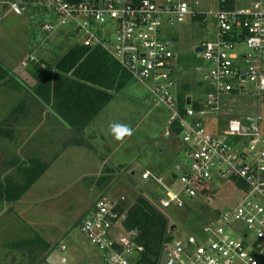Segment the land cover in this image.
I'll list each match as a JSON object with an SVG mask.
<instances>
[{
    "label": "built area",
    "instance_id": "obj_1",
    "mask_svg": "<svg viewBox=\"0 0 264 264\" xmlns=\"http://www.w3.org/2000/svg\"><path fill=\"white\" fill-rule=\"evenodd\" d=\"M32 2L0 0V21L10 14L22 16L26 3ZM198 4V0H44L39 5L47 18L42 24L46 33L78 36L86 47L105 50L170 111L166 137L181 138L186 163L177 165L172 176L150 170L142 175V180L153 179L165 191L159 202L162 210L210 198L202 191L214 190L218 179L238 193L186 241L166 240L158 264H264L263 117H223L220 133L207 128V118L221 117L223 96L246 92V86L264 96V0L207 13L216 19V34L197 47L201 52L196 49L210 65L206 98L185 95L181 104L174 76L175 45L166 39L164 29L202 16L195 9ZM124 202V197L100 199L81 222L82 233L100 251L103 264H137L144 253L138 234L123 227ZM62 263L72 264L67 258Z\"/></svg>",
    "mask_w": 264,
    "mask_h": 264
},
{
    "label": "rangeland",
    "instance_id": "obj_2",
    "mask_svg": "<svg viewBox=\"0 0 264 264\" xmlns=\"http://www.w3.org/2000/svg\"><path fill=\"white\" fill-rule=\"evenodd\" d=\"M30 1L33 2L26 3L27 9L22 16L12 15L0 21V57L7 60L8 66L2 64L11 73L0 82V123L11 109L30 95L19 89V84L25 89L35 84L33 70L26 69L28 64L36 61L32 66L35 71L43 64L53 67L72 46L80 43L78 36L46 33L42 24L47 18L39 5L44 0ZM198 1L195 9L202 16L190 18L178 26H165L164 34L175 45L174 76L180 91L183 86L189 87L193 99L204 100L209 85L205 75L210 65L196 49L216 34V19L207 13L245 7L252 0ZM240 50L243 51L244 46L241 45ZM25 63L27 66L23 65ZM30 110L33 113L29 119L16 121L13 140L0 138V162L39 157L51 162L52 166L23 202L15 206L12 222L8 223L7 216H0V227H18L17 232L11 233L14 241L30 240V236L35 238L38 234L54 245L79 243L80 247L85 245L93 250L94 246L82 233L80 225L100 199L124 197V207L128 209L143 196L162 210L159 202L165 191L153 179L142 180V175L146 170L157 173L163 168L166 176H172L175 167L183 165L187 159L181 138L166 137L170 129V111L157 104L145 86L131 81L115 96L96 120L97 137L89 140L82 135L86 142L90 141L89 150L76 148L77 145L65 149L64 145L75 138L73 132L52 116H44L46 112L40 104L34 102ZM259 114L263 117L260 129L264 133V96L259 97L246 86V92L221 98V117L207 118V128L212 133H220L225 124L223 117L225 120H254ZM112 122L130 126L133 134L122 142L117 141L109 131ZM43 145L44 150L41 149ZM56 156L59 159L56 160ZM11 175L15 173L12 171ZM5 176L6 171L0 167V178ZM100 180L102 183L98 182ZM220 180L214 181L217 192L213 197H201L185 208L162 210L170 226L176 227L170 232L173 238L186 241L208 222L215 210L229 205L238 196L232 184Z\"/></svg>",
    "mask_w": 264,
    "mask_h": 264
},
{
    "label": "trees",
    "instance_id": "obj_3",
    "mask_svg": "<svg viewBox=\"0 0 264 264\" xmlns=\"http://www.w3.org/2000/svg\"><path fill=\"white\" fill-rule=\"evenodd\" d=\"M10 75L0 61V82ZM34 78L36 84L28 89L30 94L49 108L75 136L66 146L82 145L85 129L116 95L125 90L131 81H135L105 50L91 49L81 43L72 46L53 67L41 65L34 71ZM182 91L179 94L181 104L190 89L183 86ZM25 105L26 102L22 100L0 123V138L14 139L12 122L19 120ZM12 164L17 169V178H8L0 183V202L15 203L21 200L50 166L39 159L27 162L16 159ZM234 183L243 186L238 179ZM216 192L208 188L202 191L209 197H213ZM120 211L124 212L122 209ZM218 212L215 210L212 215ZM125 213L123 227L136 232L137 243L144 247L137 264H158L164 242L173 238L170 234L173 226H170L165 212L147 198L139 196Z\"/></svg>",
    "mask_w": 264,
    "mask_h": 264
},
{
    "label": "crops",
    "instance_id": "obj_4",
    "mask_svg": "<svg viewBox=\"0 0 264 264\" xmlns=\"http://www.w3.org/2000/svg\"><path fill=\"white\" fill-rule=\"evenodd\" d=\"M12 15L16 16V17L18 16L15 14H10L6 18H8ZM30 59H32V58H30ZM0 61L3 64H5V66L7 65L6 59H3L2 57H0ZM28 61L30 62L31 60H28ZM35 62L36 61H31L28 64V67L26 69L27 70L28 69L33 70V72H34L35 69L32 66H34V64H36ZM35 84H36V81H35ZM35 84L33 86H31L30 88L34 87ZM19 86H21V87H19V89L22 88L26 92L28 91V93L30 94V91L28 90L29 86H26L27 89H25L24 88L25 86H23L21 84H19ZM182 92L183 91L181 90V93ZM185 95H189V92L186 93ZM23 100L26 102L27 106H26L22 116H20L19 120H17V121H20L21 118H24L26 120L29 119V117H31V115L33 113V112H31L30 107L34 102H36V103L40 104L42 106V108L44 109V111L46 112L44 114V116L45 115L50 116V117L52 116V118L58 120L60 122L61 126H63L66 130H68L70 132V129H68L49 108L42 105L38 99L33 97V95H31V94L27 95L25 97V99H23ZM198 100H200V99H198ZM21 102H22V100H21ZM28 104L30 105L29 108H28ZM13 109H11L4 116V118L1 120V123L7 118L8 114ZM102 114H103V112L100 115H102ZM100 115L97 117V119L100 117ZM96 120L89 127H87L85 129V131L83 132V136H87V139H89V140L95 139V137H97L96 136L97 135V129H95V127H94ZM15 125H16V121L12 122L13 129H14ZM90 132H92V133H90ZM89 142L90 141L86 142L85 139H83L82 146L81 147L77 146L76 148H79V149L84 148V149L89 150V147L91 146L89 144ZM70 147H75V146L64 145L65 149L70 148ZM26 148L29 149L28 147H26ZM41 149L42 150L46 149L45 145H43ZM29 150H32V149L30 148ZM16 159H18V158H14V159H10V160L4 159L3 161L0 162V167L6 171V176L4 178H0V183L5 182L6 179H8V178H17V169L13 166L14 164H12V161H14ZM30 159H39L40 160L39 157H37V158L30 157L29 159H19V160L23 161V162H27ZM57 159H59V156H56V160ZM41 160H42V162L50 165L49 169L51 168V166H52L51 162L48 163L43 158ZM162 169L160 171L158 170L157 173H163ZM12 171L15 173L14 176L11 175ZM47 171L42 175L41 178L44 177V175L47 173ZM41 178L36 182V184L41 180ZM32 188L18 202H15V203L0 202V216L5 215L8 217L7 218L8 223L12 222L11 221V215H13L15 213V206L17 204L19 205L20 203L23 202V200L26 198V196L31 192ZM17 230H18V227H10V226L9 227H0V264H63L62 258H67L72 264H103L102 254L92 244H91L92 247L94 246V248H95L93 250L90 249L89 247L85 246V245L80 247L79 243H72V244H70V246H68L65 243L61 242L58 245H54V243L50 242L49 240H45L44 238H42L38 234H36L35 238L30 236L31 237L30 240L17 242V241H14V239L12 238V235H11V233L14 234V232H17ZM22 244H27V245L26 246H20ZM61 246H66L67 247L66 251H61V249H60ZM54 250L58 252L57 255L55 254L56 252Z\"/></svg>",
    "mask_w": 264,
    "mask_h": 264
},
{
    "label": "clouds",
    "instance_id": "obj_5",
    "mask_svg": "<svg viewBox=\"0 0 264 264\" xmlns=\"http://www.w3.org/2000/svg\"><path fill=\"white\" fill-rule=\"evenodd\" d=\"M109 131L111 135L117 141H123L126 137H129L133 134V130L130 126L120 123V122H112L109 125Z\"/></svg>",
    "mask_w": 264,
    "mask_h": 264
},
{
    "label": "water",
    "instance_id": "obj_6",
    "mask_svg": "<svg viewBox=\"0 0 264 264\" xmlns=\"http://www.w3.org/2000/svg\"><path fill=\"white\" fill-rule=\"evenodd\" d=\"M201 50H202L201 48H198V49H197V52H201ZM175 228H176V227H173V230H174Z\"/></svg>",
    "mask_w": 264,
    "mask_h": 264
}]
</instances>
